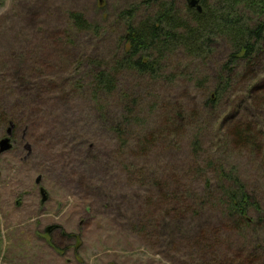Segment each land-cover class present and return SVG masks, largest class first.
I'll list each match as a JSON object with an SVG mask.
<instances>
[{
  "label": "rangeland",
  "instance_id": "1",
  "mask_svg": "<svg viewBox=\"0 0 264 264\" xmlns=\"http://www.w3.org/2000/svg\"><path fill=\"white\" fill-rule=\"evenodd\" d=\"M141 1L5 0L0 140L10 122L17 130L12 150L0 154V264H240L243 252L248 264H264L263 238L239 230L214 198L194 208L196 200L208 198V178L220 183L217 169L205 168L210 156L213 164L223 163L227 175L234 172L264 209V110L253 104L259 95L247 91L226 98L219 132L211 130L218 113L203 109L229 55L224 39L213 41L200 64L182 55L172 58L156 85L130 75L119 79L142 99L147 124L160 126V109L152 111L151 105L161 101L184 103L192 122L184 135L146 155L136 146L139 127L129 129L125 146L87 114L89 99L69 104L60 99L66 80L67 86L85 82L94 74L87 68L112 66L123 32L119 15ZM175 1L184 15L187 1ZM72 13L83 14L100 33L75 30ZM77 64L81 68L75 71ZM263 70L264 61L252 65L237 91L251 92L253 74L259 75L254 90L264 86ZM118 100L108 99L106 114L118 108ZM245 124L259 137L255 152L226 146ZM197 134L201 146H193ZM41 189L48 200L42 201ZM170 195L185 202L184 209L178 200L167 203Z\"/></svg>",
  "mask_w": 264,
  "mask_h": 264
},
{
  "label": "trees",
  "instance_id": "2",
  "mask_svg": "<svg viewBox=\"0 0 264 264\" xmlns=\"http://www.w3.org/2000/svg\"><path fill=\"white\" fill-rule=\"evenodd\" d=\"M141 2L140 7L133 6L119 15V20L123 23V32L117 40L118 51L113 58L112 66L92 70L87 68V65L85 67L94 73L89 76V80L85 82L72 80L68 86V80H66L60 95L63 103L69 104L72 100L89 99L87 114L92 115L96 122L106 126L110 133L125 146L130 141L128 140L129 129L139 127L140 135L136 139V146L139 147L141 155H146L147 151L166 145L171 139L174 142L176 135H184L186 128L192 122L185 117L184 103L176 104L177 107L172 102L162 103L161 101L151 105L152 111L158 112L160 109L162 120L159 123L160 126L147 124L146 112L144 109L140 110L143 105L142 99L135 97L133 91L124 84L120 85L119 79L130 75L135 79L151 82L150 85L158 84L166 77L169 70L167 65L172 58L182 55L184 60L200 64L209 58L214 45L213 41L221 38L230 46L229 55L220 65L214 92L203 106L206 111L204 113L210 111L218 113L211 123L212 132L221 130L222 116L225 113L224 111L221 114L222 102L236 92L246 94L248 91V95L253 93L259 95V97L256 96L253 104L264 110V86L254 90L252 85L258 82L259 75L253 74L249 79L251 92L250 89L245 88L237 91V87L242 83L239 78L246 75L252 65H258L264 61V0H201L202 12L187 5L184 15L177 8L175 0H143ZM4 5L5 0H0V10ZM70 21L75 30L100 33L99 27L91 24L83 14H70ZM79 68H81L80 64L74 66L75 71ZM112 97L119 99L118 108L108 115L105 103H108V99ZM240 111H244V108L241 107ZM176 121L181 123L179 127L176 126ZM148 129L155 131L146 135ZM16 130L17 126H15L14 135ZM196 137L193 146H201L200 134ZM231 138L232 141L228 138L225 140L226 146L233 144L254 152L259 139L255 136L253 128L247 124L237 128ZM68 139L67 136L66 140ZM208 161V165L205 162V168L213 171L217 169L220 183L214 184L208 178L204 189L208 198L205 202L196 200L194 208L201 209V205H205L212 197L216 200V205L222 208L224 215L239 230L249 231L264 240V234L261 233V228H264L262 202L257 201L250 194L246 185L234 172L227 175L223 163L213 164L210 156ZM218 191L219 196L216 195ZM177 200L181 205L179 210L184 209L186 204L180 198L176 199L170 195L165 201L171 205ZM150 203L152 207L157 204L153 199ZM257 231L260 233L256 234ZM240 255L237 258L238 263L248 264L247 254L243 252Z\"/></svg>",
  "mask_w": 264,
  "mask_h": 264
},
{
  "label": "water",
  "instance_id": "3",
  "mask_svg": "<svg viewBox=\"0 0 264 264\" xmlns=\"http://www.w3.org/2000/svg\"><path fill=\"white\" fill-rule=\"evenodd\" d=\"M186 1L188 4V7L195 8L198 10V12H202L201 0H186ZM14 129H15V125L13 123H11L9 128L6 131L5 138L0 140V154H3L5 152L12 150L13 143H14V141H13ZM40 182H41V177H39L36 180V184L38 185ZM41 195H42L43 201H46L48 199L45 190L41 189Z\"/></svg>",
  "mask_w": 264,
  "mask_h": 264
},
{
  "label": "flooded vegetation",
  "instance_id": "4",
  "mask_svg": "<svg viewBox=\"0 0 264 264\" xmlns=\"http://www.w3.org/2000/svg\"><path fill=\"white\" fill-rule=\"evenodd\" d=\"M48 198V197H47ZM48 200V199H47Z\"/></svg>",
  "mask_w": 264,
  "mask_h": 264
}]
</instances>
